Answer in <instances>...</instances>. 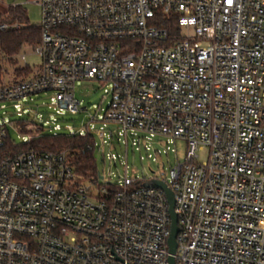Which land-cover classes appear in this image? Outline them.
I'll list each match as a JSON object with an SVG mask.
<instances>
[{
  "label": "built area",
  "instance_id": "2783aa9c",
  "mask_svg": "<svg viewBox=\"0 0 264 264\" xmlns=\"http://www.w3.org/2000/svg\"><path fill=\"white\" fill-rule=\"evenodd\" d=\"M29 1L40 7V66L0 82V102L24 113L19 100L51 91V105L75 113L77 80L109 83L104 119L117 128L100 127L101 141L150 158L155 136L181 139L185 159L167 175L83 178L65 151L6 149L0 123V264H168L169 205L143 186L151 179L173 194L174 264H264V0ZM35 114L13 122L21 145L45 130Z\"/></svg>",
  "mask_w": 264,
  "mask_h": 264
},
{
  "label": "rangeland",
  "instance_id": "374dc122",
  "mask_svg": "<svg viewBox=\"0 0 264 264\" xmlns=\"http://www.w3.org/2000/svg\"><path fill=\"white\" fill-rule=\"evenodd\" d=\"M10 1L19 3L22 6L30 24H39L40 7L38 4L29 0ZM19 54L25 55L26 60L24 62L18 58V65L24 66L27 64L32 70L30 75L36 73L40 66V58L34 52L33 46L29 44L23 45ZM5 67L6 72L2 77V81L5 83L20 80L23 77L16 75L12 66L6 64ZM110 87L109 83L102 84L96 80H77L74 84L73 94L79 101L81 110L75 113L65 109L59 110L58 107L51 105V91L41 92L19 100L18 102L22 105L24 113L18 114L13 107V102H0V123H7L10 142L14 145L24 143L26 133L19 131L13 122L25 121L29 116H32V113H36L35 118L40 119V123L45 128L42 134H52V127L56 124L59 126V129L55 131L57 135L79 134V132L89 130L95 136L97 168L105 177L111 178L113 183L122 178L125 172L129 177L138 179L161 172L167 175L170 167L177 164V162H183L185 159V142L183 140L169 141L165 137L155 136L150 149L152 156L147 158L144 150L140 152L133 150L130 142L126 149L124 142L117 141L115 137L112 139L106 138L103 143L97 136L96 131L100 127L104 128L106 133L117 128L115 123L104 119L105 109L110 100V93L106 91L110 90ZM29 109H32V113L29 112ZM157 150H159V153ZM111 154L114 155L113 160L110 159ZM198 154V161L206 160L208 147L206 146L199 150ZM141 156L142 158H140Z\"/></svg>",
  "mask_w": 264,
  "mask_h": 264
},
{
  "label": "trees",
  "instance_id": "16d2710c",
  "mask_svg": "<svg viewBox=\"0 0 264 264\" xmlns=\"http://www.w3.org/2000/svg\"><path fill=\"white\" fill-rule=\"evenodd\" d=\"M18 23L19 27H7L0 29V82L6 72L5 65L13 67L18 76H26L31 71L28 65H18L16 55L23 45H33L39 40V28L30 24L25 10L21 5L10 6L6 10L0 9V24ZM159 25L166 28L169 34L179 37V31L175 26V20L162 15ZM15 146L8 140L6 149H14ZM23 149L36 151H65L74 171L87 178L94 176L98 170L95 157V136L92 133L79 134H40L29 143L20 145Z\"/></svg>",
  "mask_w": 264,
  "mask_h": 264
},
{
  "label": "water",
  "instance_id": "95a60500",
  "mask_svg": "<svg viewBox=\"0 0 264 264\" xmlns=\"http://www.w3.org/2000/svg\"><path fill=\"white\" fill-rule=\"evenodd\" d=\"M99 177H101V175ZM143 186L160 188L165 193V196H166V199L169 205L168 212H169V216L171 220L170 235L168 238V247H169V253H170L168 257V264H174L173 254L175 253V249H176L175 236L178 231V227H177L176 214L173 210L174 200H173L172 191L167 187V185L163 181H160V180L151 179V180L145 181L143 183Z\"/></svg>",
  "mask_w": 264,
  "mask_h": 264
},
{
  "label": "crops",
  "instance_id": "0c3cea01",
  "mask_svg": "<svg viewBox=\"0 0 264 264\" xmlns=\"http://www.w3.org/2000/svg\"><path fill=\"white\" fill-rule=\"evenodd\" d=\"M18 54H19V53H18ZM25 65H27V64H25ZM31 71H32V70H31ZM31 71H30V72H31ZM30 72L28 73V75H26V76H24V77H21L20 80H21V79H26V78L30 77V76H31V75H30Z\"/></svg>",
  "mask_w": 264,
  "mask_h": 264
}]
</instances>
